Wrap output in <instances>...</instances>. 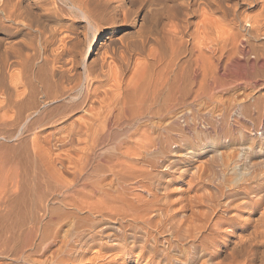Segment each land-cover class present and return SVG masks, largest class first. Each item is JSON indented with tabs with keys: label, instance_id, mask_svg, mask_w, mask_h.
<instances>
[{
	"label": "rangeland",
	"instance_id": "rangeland-1",
	"mask_svg": "<svg viewBox=\"0 0 264 264\" xmlns=\"http://www.w3.org/2000/svg\"><path fill=\"white\" fill-rule=\"evenodd\" d=\"M136 1L127 3L130 11L127 21L122 19V36L137 23L149 26L151 22L148 18L152 19L153 13L151 16L148 7ZM235 1L225 2L233 5ZM237 2L245 18L250 16L264 24L258 0ZM58 6L62 12L58 10L59 19L51 25L55 29L65 26L62 33L56 30L59 37H65V29L82 22L65 2ZM155 18L169 29L176 22L171 17ZM190 21L194 28L211 21L221 35L232 29L231 16L213 12L204 4ZM260 30V36H232L231 40L230 36H153L143 52L131 53L133 62L143 63L151 49L152 58L175 65L139 73L146 76L141 82L145 104L152 103L158 109L152 124L143 121L151 125L155 142L147 153L141 149V156L125 157L140 168L142 175L122 179L126 192L122 222L107 220L102 224L88 217L80 225L70 220L48 223L37 232V239H43L39 247L1 246L0 264H264V55L256 57L250 51V44L257 45L259 49L255 48L264 54V26ZM219 43L228 47L221 51ZM106 49L103 46L100 50ZM104 55L116 71L112 73L118 74L117 60L108 57L109 51ZM0 56V63L6 65L0 64V68L18 71L20 67L8 64L13 57H4L1 52ZM132 66L124 71V77ZM177 71L185 72L190 80L185 96L177 87L168 93V81ZM109 76L103 81V89L114 93L118 75ZM129 100L125 98L126 104ZM125 140L134 144V139ZM4 142L13 144L16 140L6 138ZM135 209H147L146 217L152 218L156 226L150 228L131 218ZM172 230L179 231V236L175 237ZM125 250L128 254L122 256Z\"/></svg>",
	"mask_w": 264,
	"mask_h": 264
},
{
	"label": "bare ground",
	"instance_id": "bare-ground-1",
	"mask_svg": "<svg viewBox=\"0 0 264 264\" xmlns=\"http://www.w3.org/2000/svg\"><path fill=\"white\" fill-rule=\"evenodd\" d=\"M134 1L0 0V36H6L0 38V52L4 57H13L8 63L11 68L20 67L18 71L7 72L2 68L4 63H0V247L38 246L43 239H37V232L52 222L70 220L80 225L88 217L102 224L107 220L122 222L125 205L122 198L125 200L126 194L122 179L142 175V170L139 173L140 168L125 157L141 156V149L146 152L155 142L148 123H153L151 119L158 109L152 103L145 104L141 82L146 76L139 73L143 69L161 70L175 65L154 55L155 59L152 58L150 48L143 63L133 62L131 53L143 52L153 36L169 39L230 36L231 40L232 36H260L264 26L250 16L245 18V11L242 14L236 7L237 0L233 5L226 0H137V4L148 7L151 16L153 13L152 19L157 16L175 19L174 27L166 28L160 18L154 21L148 18L149 26L145 22L137 23L122 36L120 28L130 11L127 3ZM59 2H65L82 22L81 25L73 23L71 28L69 25L65 37H59L64 23L61 22V29L54 24L60 32L51 25L54 19H59L58 10L62 9ZM258 2L264 15V0ZM201 4L213 12L231 16V32L221 35L213 29L215 25L211 21L191 27L190 19ZM33 36H37V41ZM102 36L106 37L101 39ZM224 44L219 43L221 51L228 47ZM103 46L108 49L101 51ZM251 46L254 56L264 55L259 52V46L253 45L252 49ZM108 51V57L118 62V74L112 73L116 71L104 55ZM131 64L130 74L125 78L124 71ZM112 74L118 75L117 91L110 89L114 93L103 89L105 77ZM188 78L185 72L177 71L168 81V93L177 87L182 96L187 95ZM126 97L130 99L128 104ZM125 106L130 114H126ZM39 127L46 129L36 132ZM140 135L145 141L139 139ZM122 136L129 141L134 139V144H128ZM6 138L16 142L8 144L4 142ZM147 212V209H135L130 217L153 228L156 222L146 217ZM171 233L179 236L177 230ZM126 254L125 250L122 256Z\"/></svg>",
	"mask_w": 264,
	"mask_h": 264
}]
</instances>
